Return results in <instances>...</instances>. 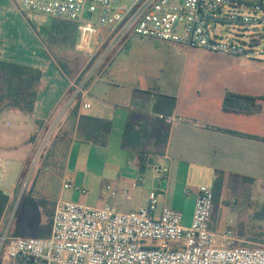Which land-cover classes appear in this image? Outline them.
Listing matches in <instances>:
<instances>
[{
    "label": "built area",
    "instance_id": "1",
    "mask_svg": "<svg viewBox=\"0 0 264 264\" xmlns=\"http://www.w3.org/2000/svg\"><path fill=\"white\" fill-rule=\"evenodd\" d=\"M10 2L26 22L40 15L76 24L75 48L86 63L70 82L68 103L79 102L81 110L91 107L87 98L90 83L105 71L131 37L231 57H256L255 37H248L247 43L240 32L224 37L223 28L264 29V0ZM63 113L61 109L59 115ZM155 116L167 125L180 121L171 116ZM151 168L161 172L157 165ZM261 184L264 186V181ZM22 186H26V181ZM62 190L87 194L68 177L63 178ZM212 207L213 190L204 184L196 188L189 225H184L182 215L169 206L158 208L157 191L149 193L146 206L129 212L111 205L91 207L59 198L53 206L50 234L39 238L12 235L10 225L16 212L13 207L10 223L0 229V264H264V243L238 246L231 229L225 228L221 233L211 229Z\"/></svg>",
    "mask_w": 264,
    "mask_h": 264
},
{
    "label": "crops",
    "instance_id": "2",
    "mask_svg": "<svg viewBox=\"0 0 264 264\" xmlns=\"http://www.w3.org/2000/svg\"><path fill=\"white\" fill-rule=\"evenodd\" d=\"M31 23L26 22L15 11L9 0H0V60L41 72L37 97L31 113L18 109L0 111V191L7 195L9 200L17 193L25 164L32 154L35 133L52 117L58 116L61 109H64L62 122L71 121L73 124L72 138L83 123L82 136L91 139L92 143L101 149L108 143L114 126L117 131L118 129L121 131L122 137L127 122L142 126L146 136L151 131L167 129L165 146H161L159 151L155 150L154 154H145L144 157L149 161L146 165L151 170L153 165L161 169V172L157 173L165 182L164 188H160L158 192L159 206L166 205L178 211L182 215L184 225L190 223L197 188L189 183L188 179L191 177L199 174L211 177L212 190L220 187V192L217 193L225 195L229 189H248L253 183L261 184L264 181V100H259L261 108L255 114L223 108L226 91L253 97H264V94L251 87L244 90L238 86L220 92L215 90L196 92L195 95L174 97L162 94L156 100L149 101L144 99L143 95L133 93L131 89L116 94L106 92L93 94V89L112 65V61L88 87L90 109L81 110L79 102L68 103L70 82L76 76L70 77L63 73L59 63L47 48L46 40L49 37L46 35L49 34L38 35L32 30ZM57 34L59 35L58 32ZM169 99H172V104L166 108ZM155 115L171 116L180 121L167 125ZM158 136L157 132L153 137L158 139ZM150 138L147 137L146 144L152 143ZM130 152L139 157L135 150ZM132 161L133 158L128 156L125 167L112 166V172L115 174L114 180L111 181L113 187H106L110 191V198L103 206L111 205L117 209V206L121 207L123 200L134 199L128 192L144 183L146 165L142 166L140 163L134 165ZM141 168L144 169L143 172H140ZM64 177L70 178L75 184L72 174L64 172ZM139 178L142 179L141 182H138ZM62 191L64 190L61 185L60 193ZM59 198L61 194L55 199ZM137 198V203L128 207L129 211L147 205L148 197L145 198L143 195L142 186L139 187ZM223 200L221 199V204L226 201ZM221 204L218 209L222 207ZM259 205L260 203H256L255 206ZM258 208L260 211L264 210V204L261 203ZM48 212L50 221L47 226H51L53 208L50 207ZM47 226L38 228L28 220L25 231L44 234L48 232ZM223 230L218 232L221 233ZM240 241L238 239V242Z\"/></svg>",
    "mask_w": 264,
    "mask_h": 264
},
{
    "label": "rangeland",
    "instance_id": "3",
    "mask_svg": "<svg viewBox=\"0 0 264 264\" xmlns=\"http://www.w3.org/2000/svg\"><path fill=\"white\" fill-rule=\"evenodd\" d=\"M31 22L35 33L49 34L46 35L49 37L46 40L47 48L59 63L63 73L70 77L78 75L84 68L86 59L75 48L78 37L76 24L40 15L33 16ZM56 29H63L64 35L55 33ZM223 30L224 37H231L238 32L243 33L241 37L246 43L248 37H255L258 40L253 46V50L257 52L256 57L228 58L189 50L181 45L131 37L127 46L115 56L112 65L102 75L92 93L116 94L131 89L133 93L141 94L149 101L156 100L162 94L176 97L210 90L220 92L238 86L244 90L251 87L264 94V63L259 62L264 61L263 27L236 26L229 29L224 27ZM171 104L172 99H169L166 108ZM150 108L154 109L153 106ZM62 120V115L52 117L35 133L32 154L18 183V195L7 205L0 220V229L10 223L12 209L16 207L15 219L10 225L11 233L14 231L23 203L28 198H37L43 203L33 206L27 217L38 228L48 225L50 221L48 209L53 208L55 198L59 194L66 201L92 207L103 206L110 198V191L106 187H113L111 181L114 180L115 174L112 172V166L125 167L128 156L133 158L134 165L140 163L137 154H131L132 149L121 148V131L119 129L117 131L115 126L110 132L105 149H101L95 146L91 139L82 136L83 123L72 138V122L66 121L68 122L66 124ZM156 131L149 132V135L142 139L143 144L139 148L144 151V155H151L160 150L158 139L153 137ZM147 137H152L149 139L152 143L146 144ZM106 156L107 159L103 162ZM64 172L72 174L75 187L85 190L88 194L83 195L75 190H64L60 193ZM24 181L26 186L23 188ZM188 181L195 188L201 184L212 186L211 177L203 174L193 176ZM164 184L159 174L146 165L144 183L140 185L145 198L151 191L160 192ZM140 186L129 190L128 193L133 195L134 199L123 200L121 207L117 206L118 210L129 212L128 207L138 201ZM217 191L220 192V187H217ZM221 199L226 201L221 204ZM214 202V213L210 219L214 232L219 233L218 231L225 228L231 229L237 239L241 240L236 242L238 246L256 247L264 243V210L260 211L258 208L261 203L264 204L262 184L253 183L248 189H229L226 195L216 193ZM256 203L260 205L256 207ZM220 204L222 207L218 209ZM179 210L182 211V208Z\"/></svg>",
    "mask_w": 264,
    "mask_h": 264
},
{
    "label": "trees",
    "instance_id": "4",
    "mask_svg": "<svg viewBox=\"0 0 264 264\" xmlns=\"http://www.w3.org/2000/svg\"><path fill=\"white\" fill-rule=\"evenodd\" d=\"M64 35L63 29H56L55 33ZM41 72L39 70L9 63L0 60V111L3 109H18L20 111L31 113L33 110L34 102L37 97V86L40 82ZM259 100H264V97H253L235 94L229 91L224 93L223 108L229 111L246 112L255 114L260 111ZM158 143L164 147L167 138V129H158ZM146 131L140 125L127 122L124 125L121 148L135 150L139 154L140 165L145 166L147 159L144 157V151L139 147L142 146V139L145 138ZM239 134V133H237ZM243 135V134H239ZM246 136V135H245ZM217 188L213 189V207L211 210V218L214 213V200ZM8 196L0 191V220L7 207ZM43 205L40 199L28 198L23 203L21 214L16 223V227L12 234L19 237H45L50 233L51 226H47L48 232L44 234H37L25 231L28 221V213L35 205ZM50 215V212H47ZM14 264H25L22 261H16Z\"/></svg>",
    "mask_w": 264,
    "mask_h": 264
},
{
    "label": "water",
    "instance_id": "5",
    "mask_svg": "<svg viewBox=\"0 0 264 264\" xmlns=\"http://www.w3.org/2000/svg\"><path fill=\"white\" fill-rule=\"evenodd\" d=\"M143 171H144V169H143V168H141L140 172H143Z\"/></svg>",
    "mask_w": 264,
    "mask_h": 264
}]
</instances>
